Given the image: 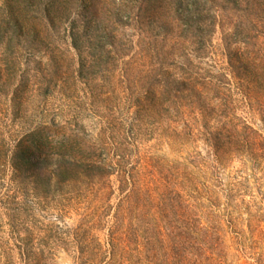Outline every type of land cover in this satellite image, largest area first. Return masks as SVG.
<instances>
[{
  "label": "trees",
  "instance_id": "trees-1",
  "mask_svg": "<svg viewBox=\"0 0 264 264\" xmlns=\"http://www.w3.org/2000/svg\"><path fill=\"white\" fill-rule=\"evenodd\" d=\"M192 7L155 22L160 34L138 22V36L101 46L122 67L91 80L77 37L76 67L45 39L2 42L0 264L64 255L71 264H242L263 255L261 217L244 219L241 205L264 175V0ZM113 197L117 205H106Z\"/></svg>",
  "mask_w": 264,
  "mask_h": 264
},
{
  "label": "rangeland",
  "instance_id": "rangeland-1",
  "mask_svg": "<svg viewBox=\"0 0 264 264\" xmlns=\"http://www.w3.org/2000/svg\"><path fill=\"white\" fill-rule=\"evenodd\" d=\"M194 1L0 0V52L2 51V42L6 41V39L15 37L42 38L47 43H51L54 47L60 49L64 53L67 63L76 67L79 62V56L72 45V37H77L79 38L82 51L81 56L87 62L85 64V78L91 80L93 73L97 70L105 72L115 67V69L119 70L122 67L116 55L107 53L110 48L101 51L99 49L101 46L114 41L116 43H120V41L126 43L125 39H133L138 36L140 33L135 29L138 22L148 24L149 27L147 29L150 34H160V30H157L156 26H154L155 22L165 23L174 18L185 17V8L188 7L193 10ZM16 23L25 26V30L16 29ZM33 25L38 29L35 31L31 30L30 28ZM150 26L154 27L150 28ZM115 29L120 31V33L116 34L113 31ZM40 49H36V55H44L46 53L45 49L42 50V54L38 53ZM27 56L24 53L21 58L22 63L25 64V60L29 58ZM46 56L42 62L44 68H47L45 67L48 60ZM129 60L130 58L126 59V61ZM23 69L27 70V66H23ZM112 82L116 83L117 80L113 79ZM53 102L57 104V100H53ZM5 103V98L0 99L1 109L6 108ZM87 130L91 132L89 125H87ZM234 166L237 167L238 164L235 163ZM261 177L263 179L261 180L259 194L256 192L254 184H250V191L245 193L244 200L246 202L241 205V210L244 219L250 218L251 215L261 217L262 222L257 233H262L255 251L261 252L263 255L255 258L252 255H247L245 258H241L242 264H264V175ZM250 182L253 183L252 180ZM252 195L255 196V199H252ZM253 200L254 203H251ZM117 203L118 199L116 197L106 201V205L116 206ZM67 222L71 226H76L79 222V217L72 214L67 218ZM246 223L244 222V225ZM244 228L247 230L246 225ZM105 234V230L99 233L102 241L105 239ZM247 237L249 239L251 235L248 234L246 235ZM255 259H259V263ZM59 264H71V260L64 255L60 259Z\"/></svg>",
  "mask_w": 264,
  "mask_h": 264
}]
</instances>
